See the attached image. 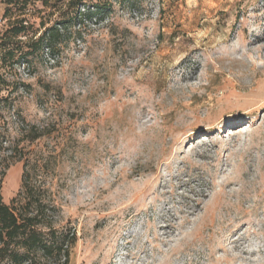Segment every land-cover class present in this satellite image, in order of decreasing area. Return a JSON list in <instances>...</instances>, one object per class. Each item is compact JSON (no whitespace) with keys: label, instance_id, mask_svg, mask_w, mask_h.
<instances>
[{"label":"rangeland","instance_id":"1","mask_svg":"<svg viewBox=\"0 0 264 264\" xmlns=\"http://www.w3.org/2000/svg\"><path fill=\"white\" fill-rule=\"evenodd\" d=\"M74 1L0 0V169L45 132L20 148L70 264H264V0H90L110 6L33 52ZM20 20L31 55L5 62Z\"/></svg>","mask_w":264,"mask_h":264},{"label":"trees","instance_id":"2","mask_svg":"<svg viewBox=\"0 0 264 264\" xmlns=\"http://www.w3.org/2000/svg\"><path fill=\"white\" fill-rule=\"evenodd\" d=\"M86 1L75 0L72 12L66 15L61 23L45 30L33 42V52L43 53L46 50L51 53L53 46L69 34V28L72 29L77 25L92 21L101 10L110 6L100 1L93 3L90 0L92 6H86L84 4ZM11 3L13 1H9V4ZM27 33L28 27L24 20L12 26L11 36L6 44L8 48L4 54L5 62H19L31 55L30 52L24 53L22 47L14 42ZM2 133L0 130V150L3 148L4 134ZM44 134L45 132L37 126H31L28 130L22 131L21 138L13 144L11 156L3 158L6 166L0 169V178L5 176L8 160L24 162V164L18 194L9 204L0 203V264H70L74 239H70L69 235L53 228L50 216L52 208L41 196L40 188L33 184L40 159L35 158L28 169L30 162L25 160L24 148H20L25 141L36 142Z\"/></svg>","mask_w":264,"mask_h":264},{"label":"bare ground","instance_id":"3","mask_svg":"<svg viewBox=\"0 0 264 264\" xmlns=\"http://www.w3.org/2000/svg\"><path fill=\"white\" fill-rule=\"evenodd\" d=\"M247 85V84H246ZM245 87V86H244Z\"/></svg>","mask_w":264,"mask_h":264}]
</instances>
